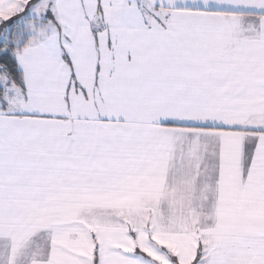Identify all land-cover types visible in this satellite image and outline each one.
I'll list each match as a JSON object with an SVG mask.
<instances>
[{
    "label": "snow or ice",
    "instance_id": "6c2138e0",
    "mask_svg": "<svg viewBox=\"0 0 264 264\" xmlns=\"http://www.w3.org/2000/svg\"><path fill=\"white\" fill-rule=\"evenodd\" d=\"M0 264H264V0H0Z\"/></svg>",
    "mask_w": 264,
    "mask_h": 264
}]
</instances>
